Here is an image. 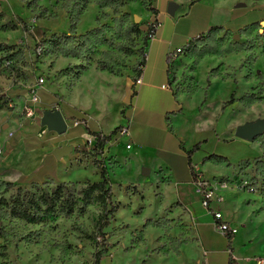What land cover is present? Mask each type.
Returning a JSON list of instances; mask_svg holds the SVG:
<instances>
[{"label": "rangeland", "instance_id": "obj_1", "mask_svg": "<svg viewBox=\"0 0 264 264\" xmlns=\"http://www.w3.org/2000/svg\"><path fill=\"white\" fill-rule=\"evenodd\" d=\"M151 1L0 0V25L18 26L17 31L0 32V43L15 46L9 52L10 65L0 55V183L14 186L3 197L9 199L18 188L35 193L62 183L77 197L85 183L100 181L97 167H104L116 207L104 230L105 264H168L190 239L185 212L166 190L167 182L160 178L151 152L138 156L136 145L127 151L125 138L106 159L96 158L87 137V128H98L96 121L103 132L127 124L125 111L135 94L133 69L142 37L154 21L147 20ZM185 2L170 0L164 6L174 3L180 13ZM221 2L240 6L236 10L240 16L232 24H248L206 33L192 50L179 55L171 67L170 87L181 109L169 130L190 150L201 144L194 154L196 164L211 154L227 159V164L197 165L201 175L213 182L221 204H231L228 208L214 204L213 209L243 222L238 229L244 235L246 216L264 233V134L253 142L235 137L238 127L264 122V0ZM37 15L44 18L39 20ZM177 17L159 18L158 36L172 37L174 49L182 44L178 34L189 21L186 16L176 25ZM224 23L228 24L227 18ZM23 24L26 32L21 30ZM63 36L71 39L62 45V53L74 52L78 58H65L54 47ZM103 66L120 75L101 73ZM33 92L40 102L35 115L27 118L24 109ZM53 109H59L69 125L87 123L57 136L40 126L43 112ZM130 131L134 143L132 137L141 134V127L131 125ZM163 138L160 133L154 141ZM62 145L72 146L73 152L56 161L50 153ZM144 169L150 171L148 176L142 175ZM100 212L94 203L83 214L56 216L37 225L4 220L0 264H92L95 240L86 236L93 235Z\"/></svg>", "mask_w": 264, "mask_h": 264}, {"label": "crops", "instance_id": "obj_2", "mask_svg": "<svg viewBox=\"0 0 264 264\" xmlns=\"http://www.w3.org/2000/svg\"><path fill=\"white\" fill-rule=\"evenodd\" d=\"M168 1L170 0L151 1V8L155 9L158 15L153 17L148 12L147 20L150 21L151 18L156 20L159 27L155 36L148 42V46L144 48L145 67L140 76L141 84L135 88V95L129 99V108L125 114L131 119L130 127L131 125L141 127V134L132 137L134 146L139 147L137 155L151 152L156 157L160 178L167 182L166 190L171 192L173 199L184 210L191 228L189 241L183 244L180 252H176L178 255L174 259L168 260V264H228L230 256H232L233 264H264L263 231H259L254 222L246 216L244 224L248 229L247 234L244 235L238 229L243 222L219 210L223 220L237 229L236 235L231 236V250H229V240L215 229L212 216L203 209L200 196L194 190L191 169L185 153L190 149L183 144L181 138L169 130L170 121L172 118H177L181 109L169 87L168 75L171 73L169 54L185 47L191 40L205 35L211 28L221 27L225 30H234L243 28L248 23L238 20L237 25L232 24V21L234 22L240 16L236 11L237 6L225 5L221 0H187L183 4L182 11L179 13L177 8L173 16H180L177 17L176 25L186 16L189 20L186 29L178 34L177 41L181 40L182 44L174 49L172 48L174 42L172 37L168 36L163 40L158 36L162 32L159 18L169 16L167 7L164 6ZM183 14L186 15L182 16ZM226 18L228 24L224 23ZM174 33L172 32V35ZM163 86H168V88L163 89ZM96 125L97 129L87 128V133H101L107 136L118 127L103 132L97 121ZM160 133L164 134V138L155 142L154 138ZM89 134L87 137L91 138ZM150 142L158 143V145H152ZM76 156L79 157V154ZM204 158L198 162L199 165ZM191 164L194 171L201 174L197 168L198 164L194 162V155ZM230 205H222L221 208H228ZM242 227L245 228V226ZM101 264H105L104 257Z\"/></svg>", "mask_w": 264, "mask_h": 264}, {"label": "trees", "instance_id": "obj_3", "mask_svg": "<svg viewBox=\"0 0 264 264\" xmlns=\"http://www.w3.org/2000/svg\"><path fill=\"white\" fill-rule=\"evenodd\" d=\"M27 9L31 8L30 4H26ZM147 12L151 13L153 17L158 15V12L155 9L149 7ZM36 16V15H35ZM3 14H0V20L2 19ZM41 15H37V19H43ZM155 26H159L158 22L154 20L151 22L147 28L145 35L142 37V48L139 51V61L135 68L133 69L135 82L140 78L142 70L145 67V57H144V48L148 46V42L156 34ZM7 30L17 31V25H0V32H6ZM23 32H26V25L23 24ZM76 30V22H73L70 27V33L74 36ZM223 28L215 27L211 28L207 33L222 31ZM135 36L139 37L138 29H135ZM201 38L198 37L194 40H191L184 48L185 51H190L195 47L196 41ZM71 37L63 36L61 39H57L53 45L59 53H62V45L65 41L70 40ZM15 49V46H7L0 43V55H3L5 62L11 64V53ZM42 52V49L41 51ZM54 53H49L52 55ZM63 57L78 58L77 54L74 52L68 53L63 52ZM178 61V59L176 60ZM176 61L174 63H176ZM174 63H171L170 69ZM101 73H108L114 77L120 75L119 71L113 70L108 66H103L100 69ZM169 86L172 82L171 73L168 75ZM171 88V87H170ZM135 94H133L134 96ZM119 129L115 128L109 135L105 136L101 133L89 135L95 136L97 138L95 145L93 147L95 157H100L102 155L103 149L106 143L110 140L111 136ZM201 144H196L192 147L191 150L186 151V156L188 160V165L191 169L192 178L195 179L196 173L191 164L193 155L199 151ZM228 161L225 157L210 155L202 160V164H212V165H221L227 164ZM227 166H230L229 164ZM100 169L99 177L100 181L97 183H85L84 187L79 191L78 196L76 197L71 190H69L68 185L65 183L59 184L54 189L50 191L43 190L38 188L35 193L29 192L27 190H22L18 188L15 192V195L11 196L9 199L3 197V193L10 191L14 186L10 183H0V239H4L5 235L2 234V222L6 219L18 220L30 225H37L46 223L56 216L70 217L76 212L78 214H83L85 212V207L91 204H98L100 206L101 212L99 217L94 225L93 235H87V239H94L96 251L93 254V263L92 264H101L103 257L107 254V247L105 245V233L104 230L108 228L110 220L116 213V207L112 205V186L107 178V171L104 167H97ZM98 237L101 238V241L98 242ZM226 237V236H225ZM229 240L228 248L231 250L230 242L232 240L231 236L226 237ZM178 255V253H176ZM228 264H233L232 256L229 257Z\"/></svg>", "mask_w": 264, "mask_h": 264}, {"label": "built area", "instance_id": "obj_4", "mask_svg": "<svg viewBox=\"0 0 264 264\" xmlns=\"http://www.w3.org/2000/svg\"><path fill=\"white\" fill-rule=\"evenodd\" d=\"M158 27L159 26H155L156 31H157ZM183 50H184V48H179V49H176L173 52H171L168 56L170 63H174L178 59L179 55H181L183 53ZM40 51H41V49L39 48L38 53H40ZM38 83H39V85H42L43 80L40 79L38 81ZM140 84H141V79L138 78L133 83L134 90ZM162 88L167 89L168 86H163ZM39 102H40V100L37 96V93L33 92V94L30 97V100H29V105L24 109L25 117L32 118L35 115L36 106L39 104ZM127 109H126V111H127ZM126 111H125V114H126ZM124 119L127 121V124L124 126H119V129L111 136L110 140L106 143V145L103 149L102 155L99 158L106 159L110 149L114 146L116 147L117 145H119L121 140L125 139V138L128 141L125 145V149L127 151H130L134 147V144L130 138L131 137V131H130L131 119L127 118L126 115H125ZM65 122H66V120H65ZM86 123H87V121H85V120L73 121V122H71L72 126H70L71 124L69 125L66 122L68 129L69 128H75L78 126H85ZM44 133H45V131H42L39 134V137H41L42 134L44 135ZM90 137L91 138L88 140V142H89V144H91L92 149H93L97 138L95 136H90ZM194 172L196 173V177H195V179H193L194 190L200 196V203H201V206L203 207V209L206 210L212 216L215 229L219 233H221L222 235H224L226 237L236 235L237 229L235 227H231L229 225V223H227L223 220L222 213L219 210L216 211L212 208V206L214 204H217V205L220 204L221 205V202H222V198L219 197L217 192L215 191V187L213 185V182L209 181L208 179H205L201 174L197 173L196 171H194ZM221 187L224 188L225 186H221Z\"/></svg>", "mask_w": 264, "mask_h": 264}, {"label": "water", "instance_id": "obj_5", "mask_svg": "<svg viewBox=\"0 0 264 264\" xmlns=\"http://www.w3.org/2000/svg\"><path fill=\"white\" fill-rule=\"evenodd\" d=\"M240 7V6H237ZM177 6L174 3L168 5L167 14L171 17L174 16ZM135 24L139 23V18L135 17ZM40 126L46 128L48 132L54 133L57 136H62L68 131L67 124L59 109L45 111L40 120ZM264 134V122L256 121L253 123L245 124L236 129L235 137L246 141L253 142L256 138ZM73 152L72 146H63L53 149L50 155L56 160L60 161L64 157H68ZM150 171L144 169L143 176H148Z\"/></svg>", "mask_w": 264, "mask_h": 264}]
</instances>
